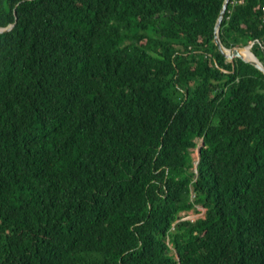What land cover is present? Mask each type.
Here are the masks:
<instances>
[{
    "label": "trees",
    "instance_id": "trees-1",
    "mask_svg": "<svg viewBox=\"0 0 264 264\" xmlns=\"http://www.w3.org/2000/svg\"><path fill=\"white\" fill-rule=\"evenodd\" d=\"M222 3L0 0V264H264V75ZM263 6L220 37L264 63Z\"/></svg>",
    "mask_w": 264,
    "mask_h": 264
},
{
    "label": "water",
    "instance_id": "water-1",
    "mask_svg": "<svg viewBox=\"0 0 264 264\" xmlns=\"http://www.w3.org/2000/svg\"><path fill=\"white\" fill-rule=\"evenodd\" d=\"M229 0H223L219 15L216 19L214 25V43L218 48L222 57H224L228 63L233 64L236 59L242 60L259 70L260 73L264 75V63L261 62L258 57L252 52V47L254 44L248 45L246 47H235V48H226L222 43L220 34V28L222 20L225 16ZM14 25H10L6 28H0V33L8 32L13 28ZM248 53L251 55L248 56ZM203 145V144H202ZM200 154V148H198V158Z\"/></svg>",
    "mask_w": 264,
    "mask_h": 264
},
{
    "label": "rangeland",
    "instance_id": "rangeland-1",
    "mask_svg": "<svg viewBox=\"0 0 264 264\" xmlns=\"http://www.w3.org/2000/svg\"><path fill=\"white\" fill-rule=\"evenodd\" d=\"M197 146L191 150V157L194 162V169H196V166L198 164L199 158H198V148H200L201 143L197 141ZM205 209L201 206L195 207V209L190 210L189 212L181 213L179 215L180 221H190L194 222L202 217H204ZM172 255H174V251L172 250Z\"/></svg>",
    "mask_w": 264,
    "mask_h": 264
},
{
    "label": "built area",
    "instance_id": "built-area-1",
    "mask_svg": "<svg viewBox=\"0 0 264 264\" xmlns=\"http://www.w3.org/2000/svg\"><path fill=\"white\" fill-rule=\"evenodd\" d=\"M246 2V0H229V5L234 6H241ZM262 15H261V27L264 28V6L261 9ZM258 43L262 46V49L264 51V43H261L258 41Z\"/></svg>",
    "mask_w": 264,
    "mask_h": 264
},
{
    "label": "bare ground",
    "instance_id": "bare-ground-1",
    "mask_svg": "<svg viewBox=\"0 0 264 264\" xmlns=\"http://www.w3.org/2000/svg\"><path fill=\"white\" fill-rule=\"evenodd\" d=\"M253 44V43H252ZM248 56L250 57L251 55L248 53Z\"/></svg>",
    "mask_w": 264,
    "mask_h": 264
}]
</instances>
